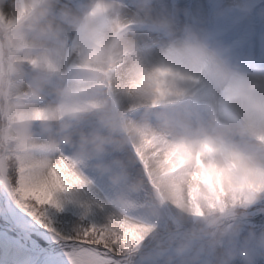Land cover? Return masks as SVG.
Segmentation results:
<instances>
[{"label":"clouds","instance_id":"9594fccd","mask_svg":"<svg viewBox=\"0 0 264 264\" xmlns=\"http://www.w3.org/2000/svg\"><path fill=\"white\" fill-rule=\"evenodd\" d=\"M254 13L0 0V187L53 190L101 264H264V66L214 28Z\"/></svg>","mask_w":264,"mask_h":264},{"label":"snow or ice","instance_id":"6c2138e0","mask_svg":"<svg viewBox=\"0 0 264 264\" xmlns=\"http://www.w3.org/2000/svg\"><path fill=\"white\" fill-rule=\"evenodd\" d=\"M52 197L38 187H0V264H101L62 226L69 217L50 207Z\"/></svg>","mask_w":264,"mask_h":264},{"label":"bare ground","instance_id":"6f19581e","mask_svg":"<svg viewBox=\"0 0 264 264\" xmlns=\"http://www.w3.org/2000/svg\"><path fill=\"white\" fill-rule=\"evenodd\" d=\"M180 5H195L200 3L207 6V0H177ZM261 4L264 5V0L261 1ZM216 24L221 25L222 30H220ZM215 24L214 28L217 32L219 38L223 39L224 42H227L229 36L232 35L233 30L227 31L229 25L231 24L230 20L218 21ZM244 25V24H243ZM210 27H213L210 25ZM264 33V22H255L252 26H243L238 33L235 41L232 40L231 45H235L233 50L234 55L240 58L243 61L245 56H250L254 61L264 66V47H261L260 35Z\"/></svg>","mask_w":264,"mask_h":264},{"label":"rangeland","instance_id":"374dc122","mask_svg":"<svg viewBox=\"0 0 264 264\" xmlns=\"http://www.w3.org/2000/svg\"><path fill=\"white\" fill-rule=\"evenodd\" d=\"M261 1L262 0H258V3L261 4ZM255 22H262L263 23L264 20H262L261 18H259L258 16H256L255 13H254L253 16L251 17V19L249 21H244V22H242V23H240L239 25H236V26H233L232 24H230L229 27H228V29H227V31H229V30L232 31L233 30V33H232L231 36H229V38L227 39V42L226 43H228L229 45H231L232 40L233 41L236 40L235 38L238 37V33L242 29L243 26H252V24L255 23ZM216 26L220 30L224 29L219 24H216ZM231 47H232V51H233L236 46L235 45H231ZM261 220L262 219L260 218V216L255 217V221L256 222H259Z\"/></svg>","mask_w":264,"mask_h":264},{"label":"trees","instance_id":"16d2710c","mask_svg":"<svg viewBox=\"0 0 264 264\" xmlns=\"http://www.w3.org/2000/svg\"><path fill=\"white\" fill-rule=\"evenodd\" d=\"M261 219H264V217L260 216Z\"/></svg>","mask_w":264,"mask_h":264}]
</instances>
